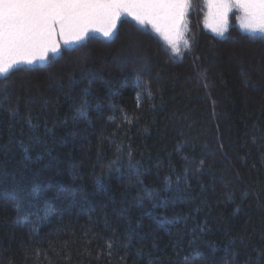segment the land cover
I'll return each mask as SVG.
<instances>
[{
	"label": "trees",
	"instance_id": "16d2710c",
	"mask_svg": "<svg viewBox=\"0 0 264 264\" xmlns=\"http://www.w3.org/2000/svg\"><path fill=\"white\" fill-rule=\"evenodd\" d=\"M207 10L0 76V264H264V35Z\"/></svg>",
	"mask_w": 264,
	"mask_h": 264
},
{
	"label": "snow or ice",
	"instance_id": "6c2138e0",
	"mask_svg": "<svg viewBox=\"0 0 264 264\" xmlns=\"http://www.w3.org/2000/svg\"><path fill=\"white\" fill-rule=\"evenodd\" d=\"M204 2L212 21L209 26L220 36L227 31L228 14L234 6L243 12L238 17L242 29L264 35V0ZM190 3L191 0H0V76L22 62L48 63L60 56L63 49L55 39L57 35L69 49L91 38L90 28L97 25L105 38L112 39L121 13L141 23L150 20L175 48L173 36L182 35L181 25ZM185 46L191 51L188 41Z\"/></svg>",
	"mask_w": 264,
	"mask_h": 264
},
{
	"label": "rangeland",
	"instance_id": "374dc122",
	"mask_svg": "<svg viewBox=\"0 0 264 264\" xmlns=\"http://www.w3.org/2000/svg\"><path fill=\"white\" fill-rule=\"evenodd\" d=\"M232 11V10H231ZM231 11L229 12V14H228V26H229V21H230V14H231ZM123 15H127V16H129V17H131L132 19H134L136 22H138L139 24H141V25H144V26H149L172 50H173V52L175 53V54H179L180 53V51H181V48H182V45L185 43V41L187 40V35H188V31H189V27H188V22H187V18H186V16H187V12H186V14H185V17H184V22H183V24L181 25V33H182V35H180V36H173V39H174V41H175V44H176V47L174 48L173 46H172V44H170L169 42H168V40H166L165 38H164V36L160 33V32H158V31H156V29L153 27V23L150 21V20H148V19H145V21L143 22V23H141L140 21H137L133 16H131V15H129L128 13H121V15H120V18L119 19H117L116 20V27L113 29V32L116 34V31H117V28H118V24H119V21H120V19H121V17L123 16ZM243 16V12L241 13V16L240 17H242ZM238 22H239V25H240V27H241V29H242V26H241V21H240V19L238 20ZM212 23V21L209 19V7H208V10H207V15H206V19H205V24H206V27L212 32V33H214L215 35H217V36H220L218 33H216V32H214L213 30H212V27H210L209 25ZM228 26H227V30H228ZM100 26L99 25H97V26H94V27H91L90 28V33L91 34H96V35H98V36H101V37H104V35H103V32L102 31H99L98 30V28H99ZM244 32H247V33H251V32H249L247 29H242ZM260 32L259 31H257V32H255V33H252V34H259ZM227 34V31H225L224 32V34H223V36H225ZM115 36V35H114ZM223 36H220V37H223ZM87 38V37H86ZM85 38V39H86ZM105 38V37H104ZM55 39L57 40V42L61 45V47H63L64 46V44H63V40L59 37V35H57L56 37H55ZM106 39H108V38H106ZM77 44H79L78 42H77ZM37 55H39V54H37ZM48 55H52L50 52L48 53ZM39 64H44L43 62H40V61H38V60H33V62H32V65H39ZM21 65H28L27 63H24V62H22L19 66H21ZM16 67H18L17 65H14L13 66V68H11V69H9V72L12 70V69H14V68H16ZM8 72V73H9ZM5 74H7V73H5ZM4 74V75H5Z\"/></svg>",
	"mask_w": 264,
	"mask_h": 264
}]
</instances>
